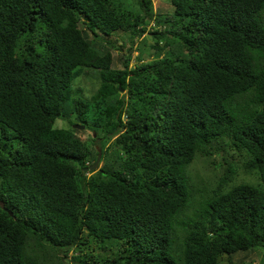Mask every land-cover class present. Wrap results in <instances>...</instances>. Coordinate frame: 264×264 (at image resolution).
<instances>
[{
    "label": "trees",
    "instance_id": "obj_1",
    "mask_svg": "<svg viewBox=\"0 0 264 264\" xmlns=\"http://www.w3.org/2000/svg\"><path fill=\"white\" fill-rule=\"evenodd\" d=\"M168 1L0 0V264L264 252V0ZM118 31L151 34L154 58L113 67ZM85 68L99 87L70 104ZM67 103L84 129L55 126ZM232 149L198 187L190 165Z\"/></svg>",
    "mask_w": 264,
    "mask_h": 264
},
{
    "label": "rangeland",
    "instance_id": "obj_2",
    "mask_svg": "<svg viewBox=\"0 0 264 264\" xmlns=\"http://www.w3.org/2000/svg\"><path fill=\"white\" fill-rule=\"evenodd\" d=\"M155 10L160 13L170 12L172 10V6L169 4L168 0H152ZM151 26V27H150ZM151 31L152 28L161 29L163 25H154L151 22L148 26ZM88 35L91 34L88 32ZM109 39L116 43L117 48L112 50L113 53V63L112 66L115 68H122L123 58L127 57L130 54L131 59L129 62V66L138 63L137 56H141V61L150 62L154 57V38L151 34H147L143 36H135L130 37L128 32L118 31L114 33ZM164 42V40H163ZM162 43V41L160 42ZM99 74L94 69L85 68L83 73L76 78L70 87V98L69 103L71 104V100L74 97H82L87 100L93 95L97 88L99 87ZM121 93H125V90H122ZM75 124L74 114L71 112V106L67 103L66 112L64 116H61L56 119L55 126L56 127H64L68 128ZM91 130H87L85 134V139L88 140L91 138ZM94 135V133H93ZM89 144V141L86 142ZM241 155L238 151L231 150L230 154H226L224 152H215L209 159H205L204 157H200L197 161L195 160L189 167V170L192 175H194V181L198 187L205 186L207 188H213L217 182V180L226 172V167L229 166L228 162L232 161H240ZM101 165V163H100ZM251 180H254V177H250ZM196 205V204H193ZM110 245L116 249L117 242L112 241ZM253 249V251L249 252L248 255L244 254H236L234 256V260H242V264H264V252L261 250ZM68 258H70L68 256ZM234 264L236 262L234 261Z\"/></svg>",
    "mask_w": 264,
    "mask_h": 264
},
{
    "label": "water",
    "instance_id": "obj_3",
    "mask_svg": "<svg viewBox=\"0 0 264 264\" xmlns=\"http://www.w3.org/2000/svg\"><path fill=\"white\" fill-rule=\"evenodd\" d=\"M73 127L78 128V129H83L85 127V125L74 124ZM100 157H101V153H100V150H98V155H97L96 160L94 161V163L91 166L84 168L85 171L87 169H89L91 171L97 170L99 168Z\"/></svg>",
    "mask_w": 264,
    "mask_h": 264
},
{
    "label": "clouds",
    "instance_id": "obj_4",
    "mask_svg": "<svg viewBox=\"0 0 264 264\" xmlns=\"http://www.w3.org/2000/svg\"><path fill=\"white\" fill-rule=\"evenodd\" d=\"M148 26H149V25H148ZM150 27H151V26H150ZM148 29H149V28H148ZM75 124H78V123H75ZM80 125H81V124H80ZM82 125H84V124H82ZM84 128H85V127H84ZM84 128H83V129H84ZM98 150H100V149H98ZM93 163H94V162H93ZM93 163H92V164H93ZM100 163H101V159H100V162H99V167H100ZM193 163H194V162H193ZM92 164H91V165H92ZM91 165H90V166H91ZM88 167H89V166H88ZM88 170H89V169H88ZM90 171H91V170H90Z\"/></svg>",
    "mask_w": 264,
    "mask_h": 264
}]
</instances>
